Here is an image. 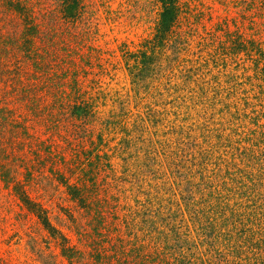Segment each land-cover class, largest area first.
Here are the masks:
<instances>
[{"label":"rangeland","instance_id":"obj_1","mask_svg":"<svg viewBox=\"0 0 264 264\" xmlns=\"http://www.w3.org/2000/svg\"><path fill=\"white\" fill-rule=\"evenodd\" d=\"M175 6L0 0V264H264V0Z\"/></svg>","mask_w":264,"mask_h":264},{"label":"trees","instance_id":"obj_2","mask_svg":"<svg viewBox=\"0 0 264 264\" xmlns=\"http://www.w3.org/2000/svg\"><path fill=\"white\" fill-rule=\"evenodd\" d=\"M169 1V5H170V7H172L174 10H177V7L175 6V0H168ZM165 7V6H164ZM165 17H163V20H161V23H160V26L162 27H164L165 26V24L168 22V20L166 21L165 19H164ZM171 21V20H170ZM169 23V22H168Z\"/></svg>","mask_w":264,"mask_h":264}]
</instances>
